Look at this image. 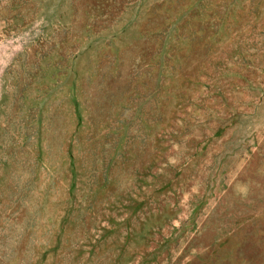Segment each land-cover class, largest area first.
<instances>
[{
    "label": "rangeland",
    "instance_id": "rangeland-1",
    "mask_svg": "<svg viewBox=\"0 0 264 264\" xmlns=\"http://www.w3.org/2000/svg\"><path fill=\"white\" fill-rule=\"evenodd\" d=\"M0 264H264V0H0Z\"/></svg>",
    "mask_w": 264,
    "mask_h": 264
}]
</instances>
